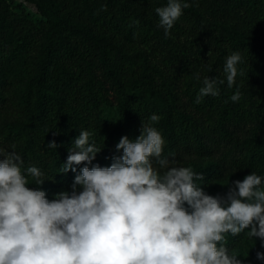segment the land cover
<instances>
[{
  "label": "trees",
  "instance_id": "1",
  "mask_svg": "<svg viewBox=\"0 0 264 264\" xmlns=\"http://www.w3.org/2000/svg\"><path fill=\"white\" fill-rule=\"evenodd\" d=\"M25 1L39 22L0 0V148L21 156L22 171H43L44 183L29 178L30 188L71 192L85 164L76 173L60 168L80 131L102 148L87 166L105 168L123 154L121 137L135 140L152 114L160 117L153 126L165 140L162 155L202 173L195 183L203 190L252 172L264 184V0H181L190 6L167 37L155 9L168 0ZM233 52L243 75L229 88L223 68ZM205 76L225 83L197 104ZM114 106L117 119H106L103 110ZM53 140L58 147L49 149ZM247 231L225 234L226 246L264 252Z\"/></svg>",
  "mask_w": 264,
  "mask_h": 264
},
{
  "label": "clouds",
  "instance_id": "2",
  "mask_svg": "<svg viewBox=\"0 0 264 264\" xmlns=\"http://www.w3.org/2000/svg\"><path fill=\"white\" fill-rule=\"evenodd\" d=\"M189 6L168 0L155 9L166 37ZM241 62L239 52L226 58L229 88L243 75ZM193 78L200 80V73ZM224 83L205 76L195 103L219 96L218 85ZM240 98L237 89L230 99ZM159 120L157 114L142 119L135 140L121 137L116 150L123 154L105 168L87 166L102 148L91 139L93 133L80 131L60 173L85 166L71 193L60 192L52 201L45 191L28 186L29 178L42 185L43 171L34 165L22 171L21 156L0 148V264H242L226 246L225 234L245 230L264 247L262 177L252 172L234 181L225 196L207 194L195 183L204 180L202 173L173 166L174 153L162 155L165 140L153 126ZM47 147L58 145L53 140ZM256 259L264 261V252L257 251Z\"/></svg>",
  "mask_w": 264,
  "mask_h": 264
},
{
  "label": "rangeland",
  "instance_id": "3",
  "mask_svg": "<svg viewBox=\"0 0 264 264\" xmlns=\"http://www.w3.org/2000/svg\"><path fill=\"white\" fill-rule=\"evenodd\" d=\"M11 3L12 8H14L19 13H24L29 15V17L35 21L39 22L42 17L39 14L37 8L27 3L25 0H9ZM103 116L109 120H116L118 117V109L117 107H108L103 110ZM243 176L241 175H233L226 179H222L219 181H213L208 183L204 187V191L209 195H215L216 193H221L228 190L230 187L233 186V182L242 179ZM261 188L264 189V184L261 185ZM60 192H68L63 190H51L46 192V198L49 201H52L56 198V194ZM71 193V192H69ZM262 252V248L256 245H245L244 247L239 248L235 252L238 253V258L241 259L242 264H255L256 259V252Z\"/></svg>",
  "mask_w": 264,
  "mask_h": 264
}]
</instances>
